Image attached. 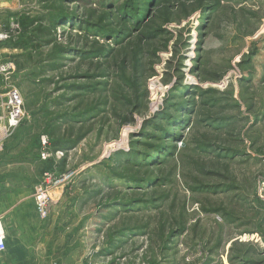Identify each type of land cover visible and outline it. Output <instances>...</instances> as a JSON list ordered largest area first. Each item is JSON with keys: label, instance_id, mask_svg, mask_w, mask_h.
I'll list each match as a JSON object with an SVG mask.
<instances>
[{"label": "rangeland", "instance_id": "rangeland-1", "mask_svg": "<svg viewBox=\"0 0 264 264\" xmlns=\"http://www.w3.org/2000/svg\"><path fill=\"white\" fill-rule=\"evenodd\" d=\"M7 2L0 189L46 190L65 264H264V0Z\"/></svg>", "mask_w": 264, "mask_h": 264}, {"label": "crops", "instance_id": "crops-1", "mask_svg": "<svg viewBox=\"0 0 264 264\" xmlns=\"http://www.w3.org/2000/svg\"><path fill=\"white\" fill-rule=\"evenodd\" d=\"M14 6L10 2L2 5L0 0V9ZM30 186L27 184L26 188L19 190L6 184L0 189V219L6 245L4 252L0 253V264H65L74 260V254L70 252L73 244L70 245L64 236L62 217L58 218L55 207L47 218L41 219ZM57 200L59 198L55 202Z\"/></svg>", "mask_w": 264, "mask_h": 264}, {"label": "built area", "instance_id": "built-area-1", "mask_svg": "<svg viewBox=\"0 0 264 264\" xmlns=\"http://www.w3.org/2000/svg\"><path fill=\"white\" fill-rule=\"evenodd\" d=\"M7 36L5 35L3 38H6ZM6 67L0 66V71H4ZM10 98L13 104V112L10 114V118L8 120V124L10 126H15L17 123V117H18V112H17V106L15 107L14 105L18 103L19 97L16 91L13 89V91L10 92ZM46 144V143H44ZM50 199V195L46 192V190H35L34 194V202H35V208L36 211L41 219H45L47 217V206H48V201ZM6 249L5 245V233H4V228L0 219V253L4 252Z\"/></svg>", "mask_w": 264, "mask_h": 264}, {"label": "trees", "instance_id": "trees-1", "mask_svg": "<svg viewBox=\"0 0 264 264\" xmlns=\"http://www.w3.org/2000/svg\"><path fill=\"white\" fill-rule=\"evenodd\" d=\"M67 14H70V13H68L67 12ZM137 20H139L138 18H137ZM50 21L55 25V26H57L58 24H68V23H70V22H72L71 21V19L69 18V17H62V16H59V17H52L51 19H50ZM36 22L37 21H33L32 19H29V18H27V17H25L24 19H22V21L20 22V24L23 26V30H22V34H27L28 33V31L29 30H31L32 29V26L34 25V24H36ZM29 40H32V38L31 37H27ZM21 41H25V42H27V40H26V37L24 38V39H22ZM21 41H17V42H15L13 45L14 46H21L22 45V42ZM175 132H167V135L168 136H166V137H169V138H174L175 136V134H174Z\"/></svg>", "mask_w": 264, "mask_h": 264}]
</instances>
